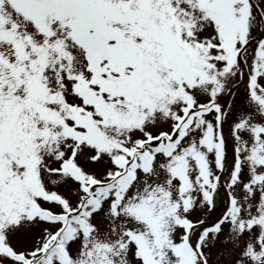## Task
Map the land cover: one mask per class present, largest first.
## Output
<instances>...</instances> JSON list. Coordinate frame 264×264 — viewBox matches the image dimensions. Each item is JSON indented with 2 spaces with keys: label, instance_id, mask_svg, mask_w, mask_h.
Returning <instances> with one entry per match:
<instances>
[{
  "label": "snow or ice",
  "instance_id": "1",
  "mask_svg": "<svg viewBox=\"0 0 264 264\" xmlns=\"http://www.w3.org/2000/svg\"><path fill=\"white\" fill-rule=\"evenodd\" d=\"M0 264H264V0H0Z\"/></svg>",
  "mask_w": 264,
  "mask_h": 264
},
{
  "label": "rangeland",
  "instance_id": "2",
  "mask_svg": "<svg viewBox=\"0 0 264 264\" xmlns=\"http://www.w3.org/2000/svg\"><path fill=\"white\" fill-rule=\"evenodd\" d=\"M243 89H244V85H243V86H240V88L236 90V91H237V95H241V96H243V94H244ZM239 106H240V105H239V103H238V104H237V107H239ZM226 131H227V125H226ZM217 211H219V206H218V208H217Z\"/></svg>",
  "mask_w": 264,
  "mask_h": 264
}]
</instances>
